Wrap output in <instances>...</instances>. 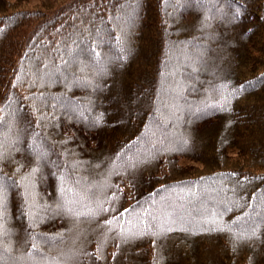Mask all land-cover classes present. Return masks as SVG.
<instances>
[{
  "label": "trees",
  "instance_id": "1",
  "mask_svg": "<svg viewBox=\"0 0 264 264\" xmlns=\"http://www.w3.org/2000/svg\"><path fill=\"white\" fill-rule=\"evenodd\" d=\"M0 264H264V0H0Z\"/></svg>",
  "mask_w": 264,
  "mask_h": 264
},
{
  "label": "rangeland",
  "instance_id": "2",
  "mask_svg": "<svg viewBox=\"0 0 264 264\" xmlns=\"http://www.w3.org/2000/svg\"><path fill=\"white\" fill-rule=\"evenodd\" d=\"M57 2H60V0H56ZM35 6V4H34V1H33V3H31V5H29L30 7H32V6Z\"/></svg>",
  "mask_w": 264,
  "mask_h": 264
}]
</instances>
